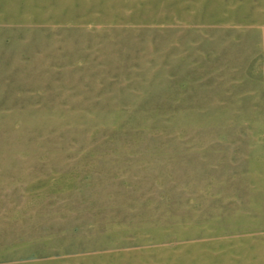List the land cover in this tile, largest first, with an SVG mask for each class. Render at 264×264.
<instances>
[{"label":"rangeland","instance_id":"374dc122","mask_svg":"<svg viewBox=\"0 0 264 264\" xmlns=\"http://www.w3.org/2000/svg\"><path fill=\"white\" fill-rule=\"evenodd\" d=\"M263 81L264 0H0V264H264L199 228Z\"/></svg>","mask_w":264,"mask_h":264},{"label":"crops","instance_id":"0c3cea01","mask_svg":"<svg viewBox=\"0 0 264 264\" xmlns=\"http://www.w3.org/2000/svg\"><path fill=\"white\" fill-rule=\"evenodd\" d=\"M261 83L250 85L256 98L245 105L261 116L256 127L259 142L246 143L235 154L236 165L225 173L223 187L216 189L218 197L208 203L203 214L213 229L209 234L237 254L241 247L252 255L264 246V81Z\"/></svg>","mask_w":264,"mask_h":264},{"label":"bare ground","instance_id":"6f19581e","mask_svg":"<svg viewBox=\"0 0 264 264\" xmlns=\"http://www.w3.org/2000/svg\"><path fill=\"white\" fill-rule=\"evenodd\" d=\"M198 221V219L197 218H193V220H191V221H193L194 223H195V221ZM199 223V221L197 222V224ZM193 228H197V227H192L191 229L193 230ZM199 228H201V230H203V231H205L206 233H208L209 234V232H210V226L208 225V221L207 220H205L200 226H199Z\"/></svg>","mask_w":264,"mask_h":264}]
</instances>
